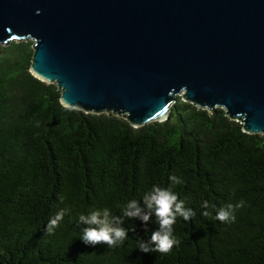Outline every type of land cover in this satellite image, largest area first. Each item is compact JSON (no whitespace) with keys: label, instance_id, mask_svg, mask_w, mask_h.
<instances>
[{"label":"trees","instance_id":"trees-1","mask_svg":"<svg viewBox=\"0 0 264 264\" xmlns=\"http://www.w3.org/2000/svg\"><path fill=\"white\" fill-rule=\"evenodd\" d=\"M32 54L29 40L0 47V264H264V134L244 133L222 109L179 96L165 121L138 128L113 114L65 108L54 84L30 74ZM154 185L171 187L196 212L189 222L177 218L178 247L137 249L158 229L154 217L147 230L125 218L121 247L83 243L79 215L107 208L121 216ZM205 200L213 207L204 209ZM240 201L235 223L214 219ZM61 209L70 212L48 234Z\"/></svg>","mask_w":264,"mask_h":264},{"label":"water","instance_id":"water-1","mask_svg":"<svg viewBox=\"0 0 264 264\" xmlns=\"http://www.w3.org/2000/svg\"><path fill=\"white\" fill-rule=\"evenodd\" d=\"M22 40L65 108L138 128L179 96L264 134V0H0V47Z\"/></svg>","mask_w":264,"mask_h":264},{"label":"clouds","instance_id":"clouds-1","mask_svg":"<svg viewBox=\"0 0 264 264\" xmlns=\"http://www.w3.org/2000/svg\"><path fill=\"white\" fill-rule=\"evenodd\" d=\"M173 185L181 184L176 176L169 177ZM63 202V197L59 198ZM204 209L213 207L208 201H203L201 205ZM244 207V201L235 205L229 203L219 208L214 217L215 220L223 224H232L236 221V211ZM69 209L59 210L46 225V232L54 234L59 227L64 216L69 214ZM203 215L212 219L209 211L203 212ZM196 212L191 208L185 207V201L178 199V195L173 192L171 187L164 188L154 185L149 192L143 195L142 201L136 199L129 200L122 209V215H112L110 210H92L87 215L81 214L78 218L79 225H86L82 229L81 240L85 245L97 246L106 245L109 249L121 247L128 239L129 229L123 225L125 218L130 220H139L147 230L146 226L154 217V222L158 229L151 232L150 238L139 240L138 250L141 253H161L169 254L174 247H178L181 241L173 235V226L178 217L183 221L189 222L195 218ZM135 231L134 228L131 229Z\"/></svg>","mask_w":264,"mask_h":264}]
</instances>
